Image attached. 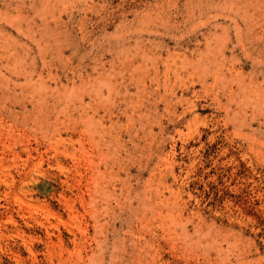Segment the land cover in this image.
<instances>
[{"label": "rangeland", "instance_id": "rangeland-1", "mask_svg": "<svg viewBox=\"0 0 264 264\" xmlns=\"http://www.w3.org/2000/svg\"><path fill=\"white\" fill-rule=\"evenodd\" d=\"M0 264H264V0H0Z\"/></svg>", "mask_w": 264, "mask_h": 264}]
</instances>
